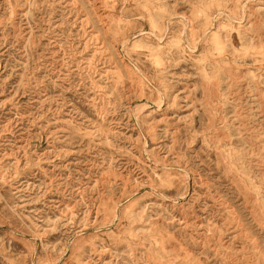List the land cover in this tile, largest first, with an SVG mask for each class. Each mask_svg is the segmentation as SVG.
I'll return each mask as SVG.
<instances>
[{"label": "rangeland", "instance_id": "1", "mask_svg": "<svg viewBox=\"0 0 264 264\" xmlns=\"http://www.w3.org/2000/svg\"><path fill=\"white\" fill-rule=\"evenodd\" d=\"M0 264H264V0H0Z\"/></svg>", "mask_w": 264, "mask_h": 264}, {"label": "bare ground", "instance_id": "2", "mask_svg": "<svg viewBox=\"0 0 264 264\" xmlns=\"http://www.w3.org/2000/svg\"><path fill=\"white\" fill-rule=\"evenodd\" d=\"M97 1H98V0H97ZM101 1H102V0H101ZM230 3H231V2H230ZM230 9H231V8H230ZM99 10H100V9H99ZM103 13H104V12H103ZM108 13H109V12H108ZM100 15H101V14H100ZM106 16H107V15H106ZM105 18H106V17H105ZM114 18H115V17H114ZM114 18H113V19H114ZM103 23H104V22H103ZM104 24H105V23H104ZM217 39H218V38H217ZM217 39H215V41H216Z\"/></svg>", "mask_w": 264, "mask_h": 264}]
</instances>
